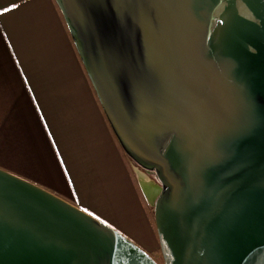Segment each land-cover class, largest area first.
Returning a JSON list of instances; mask_svg holds the SVG:
<instances>
[{
    "label": "water",
    "instance_id": "95a60500",
    "mask_svg": "<svg viewBox=\"0 0 264 264\" xmlns=\"http://www.w3.org/2000/svg\"><path fill=\"white\" fill-rule=\"evenodd\" d=\"M56 2L121 146L163 184L164 264H264V0ZM0 264L159 263L0 167Z\"/></svg>",
    "mask_w": 264,
    "mask_h": 264
},
{
    "label": "crops",
    "instance_id": "0c3cea01",
    "mask_svg": "<svg viewBox=\"0 0 264 264\" xmlns=\"http://www.w3.org/2000/svg\"><path fill=\"white\" fill-rule=\"evenodd\" d=\"M130 161L56 0H0V166L151 254L150 217Z\"/></svg>",
    "mask_w": 264,
    "mask_h": 264
},
{
    "label": "rangeland",
    "instance_id": "374dc122",
    "mask_svg": "<svg viewBox=\"0 0 264 264\" xmlns=\"http://www.w3.org/2000/svg\"><path fill=\"white\" fill-rule=\"evenodd\" d=\"M128 157H129V155H128ZM129 159L132 161V164H133L132 167H134L133 168V171H134L133 178H134L138 188L141 190V194L143 196L145 205L147 207V213L149 214V217H150L149 218L150 219V228H149L150 230L146 231L145 233L152 240L146 241L144 236H139V238H142L147 242V246H149L151 248L152 252H150V253L153 256V258L159 264H164V256H163V252H162V249L160 246V241H159V236H158V231H157V225H156L155 204H154V201L151 199L152 192L154 193L156 190L161 189L163 184L160 181L159 177L157 176V174L154 170L146 169L142 165L136 163L132 158L129 157ZM0 167L3 168V166H0ZM142 176H144L143 178H145V180L149 181L148 184H146V182L142 179ZM152 188H153V191H151ZM121 233H123V232H121ZM123 234L126 235L127 237H129L125 232ZM142 248H144V247H142Z\"/></svg>",
    "mask_w": 264,
    "mask_h": 264
},
{
    "label": "bare ground",
    "instance_id": "6f19581e",
    "mask_svg": "<svg viewBox=\"0 0 264 264\" xmlns=\"http://www.w3.org/2000/svg\"><path fill=\"white\" fill-rule=\"evenodd\" d=\"M144 176H142V179L146 182V184L149 183V181L145 180V178H143ZM151 191H153V188L151 189Z\"/></svg>",
    "mask_w": 264,
    "mask_h": 264
}]
</instances>
